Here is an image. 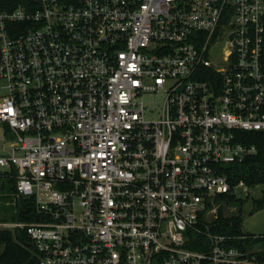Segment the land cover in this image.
I'll return each mask as SVG.
<instances>
[{
  "label": "built area",
  "instance_id": "1",
  "mask_svg": "<svg viewBox=\"0 0 264 264\" xmlns=\"http://www.w3.org/2000/svg\"><path fill=\"white\" fill-rule=\"evenodd\" d=\"M0 82V185L33 205L0 228L36 264H264L207 218L264 134V0H32Z\"/></svg>",
  "mask_w": 264,
  "mask_h": 264
},
{
  "label": "trees",
  "instance_id": "2",
  "mask_svg": "<svg viewBox=\"0 0 264 264\" xmlns=\"http://www.w3.org/2000/svg\"><path fill=\"white\" fill-rule=\"evenodd\" d=\"M32 0H0L1 10H13L19 5L29 4ZM249 142L255 144L257 152L248 156L243 162L229 166L230 180L232 184L244 181L248 187H255L264 184V134L257 133L250 135ZM10 185L6 189L1 185L0 192L4 196H15L14 181L9 180ZM2 193H0L1 195ZM242 202L234 194H222L217 196L211 206V214L207 217L211 229L216 234L227 235L230 238L229 244L237 247L248 255L254 254L257 259H264V234H251L243 228ZM239 203L240 207L237 206ZM19 208L18 219L27 220V209H33L32 201L28 198H21L17 204ZM264 208V188L260 198L254 199V210ZM0 244L5 246L0 255V264H36L33 256V244L25 231L0 228Z\"/></svg>",
  "mask_w": 264,
  "mask_h": 264
},
{
  "label": "rangeland",
  "instance_id": "3",
  "mask_svg": "<svg viewBox=\"0 0 264 264\" xmlns=\"http://www.w3.org/2000/svg\"><path fill=\"white\" fill-rule=\"evenodd\" d=\"M0 133L2 135L4 133L2 125H0ZM3 183V187H6V189L10 185L9 180L4 181ZM263 188L264 184H260L255 187H249L246 190L242 188L238 191L237 197L240 198L243 202V228L251 234H264V208L260 210H254V199L261 197ZM0 193H2L0 195V224L13 223L17 221L18 211L17 208L13 205L15 196H4V191H1ZM239 202L242 203L240 200ZM238 206L240 207L239 203H237L236 208ZM4 248L5 246L3 244H0V255L3 253Z\"/></svg>",
  "mask_w": 264,
  "mask_h": 264
}]
</instances>
